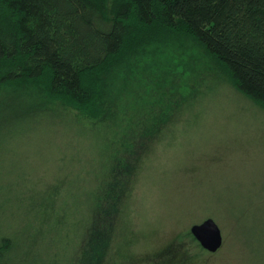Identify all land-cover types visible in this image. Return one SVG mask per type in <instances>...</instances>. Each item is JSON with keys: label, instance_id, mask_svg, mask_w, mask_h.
Segmentation results:
<instances>
[{"label": "rangeland", "instance_id": "obj_1", "mask_svg": "<svg viewBox=\"0 0 264 264\" xmlns=\"http://www.w3.org/2000/svg\"><path fill=\"white\" fill-rule=\"evenodd\" d=\"M148 51L135 75L119 68L100 111L103 132L116 133L115 150L125 147L124 160L135 167L117 185L103 264H264V108L193 42ZM21 97L0 94V264H77L83 168L102 165L99 147L68 148L67 126L43 104L23 117ZM66 148L84 156L83 168ZM207 218L224 237L215 253L188 234Z\"/></svg>", "mask_w": 264, "mask_h": 264}, {"label": "trees", "instance_id": "obj_2", "mask_svg": "<svg viewBox=\"0 0 264 264\" xmlns=\"http://www.w3.org/2000/svg\"><path fill=\"white\" fill-rule=\"evenodd\" d=\"M175 40L197 45L218 73L264 108V0H0V94L21 92L23 117L35 116L40 104L51 109L67 126L68 148L107 147L96 150L102 165L91 172L82 166L84 156L66 148L86 183L77 264H103L107 224L120 204L117 185L128 166L135 169L124 160L125 147L115 150L116 133L103 132L107 91L119 83L120 67L135 75L149 47ZM135 150L128 151L132 162Z\"/></svg>", "mask_w": 264, "mask_h": 264}, {"label": "water", "instance_id": "obj_3", "mask_svg": "<svg viewBox=\"0 0 264 264\" xmlns=\"http://www.w3.org/2000/svg\"><path fill=\"white\" fill-rule=\"evenodd\" d=\"M189 231L201 247L211 253L218 252L224 244L222 231L213 218L193 224Z\"/></svg>", "mask_w": 264, "mask_h": 264}]
</instances>
